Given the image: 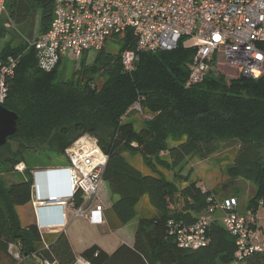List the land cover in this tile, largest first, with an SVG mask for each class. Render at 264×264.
Here are the masks:
<instances>
[{"label": "trees", "instance_id": "trees-1", "mask_svg": "<svg viewBox=\"0 0 264 264\" xmlns=\"http://www.w3.org/2000/svg\"><path fill=\"white\" fill-rule=\"evenodd\" d=\"M37 10L40 36L52 21V2L5 0L4 14L14 26L32 22ZM33 27L32 23L27 41L33 39ZM121 41L118 54L102 47L91 63L82 59L68 80L60 65L49 72L40 70L27 43L0 50L2 57L20 56L2 103L17 114L18 129L0 147V254L10 257L12 264H38L36 258L75 263L64 232L46 237L36 224H20L16 208L30 201L33 180L32 169L26 167L20 174L15 166L30 152L64 156L72 142L90 135L107 156L102 178L116 197L110 209L120 224L136 217L138 223L132 247L121 245L108 255L93 245L80 253L82 259L105 264L129 253L142 264H235V239L217 221L208 226L205 246L177 247L167 233L168 222L194 223L218 191L202 190L189 176L176 173L170 180L166 173L192 155L209 157L230 146L229 178L256 187L246 209L256 211L260 202L264 206V74L227 80L210 70L202 82L186 87L195 49L184 46V40L171 51L139 53L131 73L122 70L120 54L134 49L135 39L128 31ZM135 103L146 115L139 128L128 121ZM128 152L140 154L146 171L127 160ZM8 173L15 179L7 180ZM74 201L80 204L77 196ZM141 204L148 206L143 214ZM10 245L19 246L21 261L9 255ZM241 264H264V255L254 253Z\"/></svg>", "mask_w": 264, "mask_h": 264}, {"label": "built area", "instance_id": "built-area-1", "mask_svg": "<svg viewBox=\"0 0 264 264\" xmlns=\"http://www.w3.org/2000/svg\"><path fill=\"white\" fill-rule=\"evenodd\" d=\"M52 21L47 31L30 46L37 66L49 72L64 58L80 59L90 52L97 53L109 38L121 37L130 31L135 39L134 49L120 54L122 70H135L138 54L171 51L181 40L195 49L189 63L186 87L203 81L214 70L227 80L264 74V0H50ZM5 13V0H0V22ZM9 24V23H8ZM188 41V44H185ZM19 55L0 56V104L7 96L8 84L15 75ZM142 113L138 103L130 109ZM71 195L51 197V204L62 207L75 218L101 224L104 206L100 200L106 154L90 135L77 138L64 150ZM15 170L23 173L22 163ZM80 199L75 206L74 197ZM207 214L194 223L169 221L167 233L177 247L196 250L207 244V229L217 221L235 239L234 263L240 264L254 253L264 255V235L257 234L253 212H240L236 198L209 197ZM44 204V201L40 202ZM218 212L211 220L209 215ZM13 259L21 261L18 252ZM39 264H57L47 259Z\"/></svg>", "mask_w": 264, "mask_h": 264}, {"label": "crops", "instance_id": "crops-1", "mask_svg": "<svg viewBox=\"0 0 264 264\" xmlns=\"http://www.w3.org/2000/svg\"><path fill=\"white\" fill-rule=\"evenodd\" d=\"M62 157L64 158V156ZM22 164L25 168L29 167L32 169L30 173L33 181L30 201L24 206H20L23 208L21 209V214L16 210L21 225L36 224L39 232L42 235H46V237L57 232H64L76 256L74 264H88V262L79 255L93 245L98 246L108 255L113 254L121 245H126L128 247L133 246L138 217L124 225L118 222L116 216L110 209L116 197L110 193L105 183H103V185H105L106 188L102 189L101 187L99 193L100 200L104 206L102 214L103 222L101 224L93 225L86 219L75 218L70 210H66V219H63L61 217L63 208L51 204L48 199L51 197L67 198L71 195L66 171V159L64 158V162L58 164L50 163L47 165H37L35 167L29 166L25 161ZM135 166L142 170L139 165ZM109 196L110 201L107 204L105 203V199ZM41 201L45 203L41 204ZM141 206L139 208V213ZM143 206L148 210L146 204H143ZM257 234H262V231L261 233L257 231ZM18 251V245H10L8 248V253L11 257L12 253ZM4 257L5 256L0 254V264H12L10 257ZM39 262L40 260L36 258V263L39 264ZM105 264L142 263L129 253H122L112 261H106Z\"/></svg>", "mask_w": 264, "mask_h": 264}, {"label": "rangeland", "instance_id": "rangeland-1", "mask_svg": "<svg viewBox=\"0 0 264 264\" xmlns=\"http://www.w3.org/2000/svg\"><path fill=\"white\" fill-rule=\"evenodd\" d=\"M39 10L34 14V19L29 20L21 26H14L9 23L6 19V14L2 16L0 22V50H2L6 45H9L11 48H15L18 45H27L30 47V43L36 38L39 34ZM9 23V24H8ZM33 23V39L27 41V33L29 31L30 25ZM121 37L109 38L105 43L104 49L108 53L118 54L121 48ZM188 41H185V44H188ZM95 56L94 52H90L88 55L82 56L80 59H66L64 58L59 66V71L63 74V78L68 80L71 75L79 68L80 62L83 59L86 64L92 62ZM146 115L143 113L132 112L128 116V121L132 122L136 128H139L142 124V120ZM230 146L223 147L218 153L209 157H200L195 154L190 156L179 168L175 169L174 172L166 173V177L170 180H173V176L178 174L180 176H189V180L195 182L201 187L202 190H217L218 193L217 199H226L234 197L239 201V211L248 212L251 211L255 215L256 227L255 229L261 233L264 229V206L260 202L259 207L256 211L248 210L249 200L254 196L256 187L254 184L241 180L234 179L231 180L228 175V168L232 160V151L229 149ZM125 157L127 160L132 162L135 165H139L142 170L146 171L143 160L139 153H126ZM24 161L31 167L37 165H47L50 163H60L64 162L62 156H55L48 153H26L24 155ZM2 169H7V166L3 165ZM7 180L10 178L15 179L14 173L6 174ZM106 188L105 185L102 186V189ZM105 199V198H104ZM110 196L105 199V203H109ZM20 208V209H19ZM17 207L16 210L21 214V207ZM147 211L145 206H141L140 213ZM207 214V212H205ZM211 220L218 218V212H214L209 215ZM216 221V220H215ZM6 258V257H4ZM241 264V263H240Z\"/></svg>", "mask_w": 264, "mask_h": 264}, {"label": "water", "instance_id": "water-1", "mask_svg": "<svg viewBox=\"0 0 264 264\" xmlns=\"http://www.w3.org/2000/svg\"><path fill=\"white\" fill-rule=\"evenodd\" d=\"M17 120L18 116L16 113L0 104V147L17 131Z\"/></svg>", "mask_w": 264, "mask_h": 264}]
</instances>
